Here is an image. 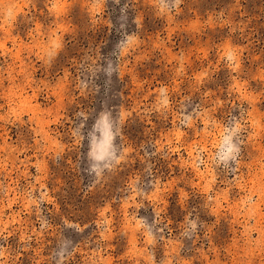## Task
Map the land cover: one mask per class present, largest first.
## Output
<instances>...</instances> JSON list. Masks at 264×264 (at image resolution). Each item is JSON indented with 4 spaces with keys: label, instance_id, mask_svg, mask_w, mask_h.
<instances>
[{
    "label": "rangeland",
    "instance_id": "rangeland-1",
    "mask_svg": "<svg viewBox=\"0 0 264 264\" xmlns=\"http://www.w3.org/2000/svg\"><path fill=\"white\" fill-rule=\"evenodd\" d=\"M0 264H264V0H0Z\"/></svg>",
    "mask_w": 264,
    "mask_h": 264
}]
</instances>
